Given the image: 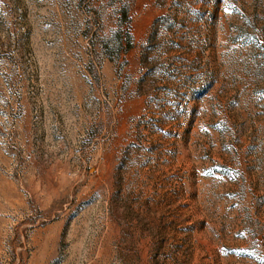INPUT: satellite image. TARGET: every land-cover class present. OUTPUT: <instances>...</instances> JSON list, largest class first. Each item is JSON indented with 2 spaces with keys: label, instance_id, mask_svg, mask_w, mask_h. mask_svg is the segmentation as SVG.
Masks as SVG:
<instances>
[{
  "label": "rangeland",
  "instance_id": "374dc122",
  "mask_svg": "<svg viewBox=\"0 0 264 264\" xmlns=\"http://www.w3.org/2000/svg\"><path fill=\"white\" fill-rule=\"evenodd\" d=\"M0 264H264V0H0Z\"/></svg>",
  "mask_w": 264,
  "mask_h": 264
}]
</instances>
